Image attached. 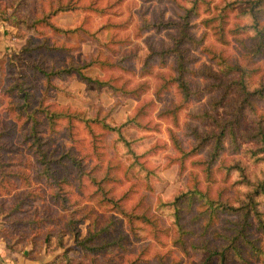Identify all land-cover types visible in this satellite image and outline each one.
<instances>
[{
  "label": "trees",
  "instance_id": "trees-1",
  "mask_svg": "<svg viewBox=\"0 0 264 264\" xmlns=\"http://www.w3.org/2000/svg\"><path fill=\"white\" fill-rule=\"evenodd\" d=\"M122 1L113 0L108 7ZM263 3L264 0H191L189 7L184 8L181 22L140 16L141 21L133 30L134 37L146 30L174 29L176 33L171 37V46L159 51L149 48L137 69L125 64L137 57L138 45L134 44L115 58L91 55L81 64L74 62L55 70L33 63L30 70L44 80L40 95L26 79L10 83L6 90L10 99L8 113L17 120L22 119V126L28 125L25 139L30 140L29 149L34 156L30 181L42 183L49 192L41 210L24 217L21 214L35 201L32 195L36 193L28 191L11 196L7 191L14 201L11 203L8 199V206L0 202V209L3 205L6 207L4 224L0 227V238L6 246L13 249L11 241L23 247L29 245V255L33 257L42 249L47 250L55 239L56 247L62 251L43 264H141L147 261L143 254L148 245L137 250L134 242L140 240L137 231L146 230L150 239L161 247L166 245L164 237L170 239L172 247L189 258L187 264H192V257L197 258L196 264H264V208L261 206L264 197V17L260 15ZM82 7L78 0H49L47 10L41 17H35L31 25L44 23L59 34L71 35L77 28L57 27L49 18L61 11ZM5 10L6 7L0 6V13ZM131 16L120 24L128 23ZM231 17L249 18V22L231 21ZM193 26L202 28L197 39L188 33ZM208 35L213 38L210 43L206 42ZM109 42L128 45L131 38L111 37ZM189 42L196 43L199 54L213 66L204 75L198 57L183 48ZM91 65L131 69L137 82L130 84L125 79L117 84L114 76L105 79L88 76L82 69ZM61 72L107 86L135 100L149 90L152 97L128 113L119 125L111 124L106 116L89 115L86 111L54 110L45 103V94L55 87L52 77ZM202 77L211 79V83L202 85L199 82ZM150 78L155 81L153 85ZM171 89L178 99L164 104L155 117L169 119L173 127L179 126L180 112L190 102L200 101L207 89L220 91L217 100L211 102L212 109L228 110L215 116L206 109L189 112L187 116L193 123H184L191 137L188 145L173 127L167 129L174 151L170 159L178 164L180 171H185L187 165L190 168L183 188L170 201L158 197L152 202L148 193L153 192L150 178L154 171L145 165V153L132 148L133 139L123 135L122 127L133 125L141 130H158L157 123L145 121L143 117ZM39 114L43 115L50 132H57V123L64 120L68 137L72 135L73 120L82 122L92 135L90 154L97 162L85 168L71 149L53 156L52 151L43 147L46 141L37 134L36 126L41 123ZM91 124L104 133L114 134V142L120 141L125 151L114 150L119 156H109L102 164L99 135L92 132ZM10 176L16 177V183H21L22 177L28 179L23 173L13 172ZM85 180L91 188L87 193ZM122 180L129 181L130 185L119 194L115 192L116 183ZM138 188L143 193L133 205L126 206V200ZM74 195H85V201ZM9 217L7 224L5 219ZM82 225L85 233L80 236ZM67 236L71 237L72 246L65 245ZM77 248L78 257L75 256ZM152 258L153 264L181 262L174 258L170 248L155 251Z\"/></svg>",
  "mask_w": 264,
  "mask_h": 264
},
{
  "label": "rangeland",
  "instance_id": "rangeland-1",
  "mask_svg": "<svg viewBox=\"0 0 264 264\" xmlns=\"http://www.w3.org/2000/svg\"><path fill=\"white\" fill-rule=\"evenodd\" d=\"M113 0H78V4L82 8H76L70 11H61L58 14L50 16L53 25L61 28H77L71 35H63L55 32L52 28L44 23L31 25V21L35 17H41L43 11L48 8L49 0H0L1 8L6 7L4 12L0 13V202L4 201V205L8 206L14 199H10L13 195H22L23 192L33 191L34 202L26 206V211L21 216H28L34 210H41L42 206L47 202V194L49 189L42 183L30 181L32 168L34 165V156L29 149V141L25 139L27 135L28 125L22 126V119L17 120L9 111V96L7 95V87L10 83H17L22 79H26L29 85L34 86V91L40 95L43 88V77L35 75L30 69L33 63H40L47 70L60 69L71 63H83L89 56L99 55V58L110 57L115 58L120 51L127 49L134 44L138 45L137 57L132 61H126V65L137 69L143 63L145 56L149 53V48L156 51L172 45V36L175 35L174 29H163L159 32L154 30H146L138 37L132 34L135 26H137L141 17L147 19L171 20L181 22V15L184 14V8L189 7L191 0H123L117 4L108 7ZM143 13V14H142ZM128 23L120 24L128 20ZM264 17L263 11L260 13ZM197 21V20H196ZM193 20V22H196ZM231 21L239 23L249 22V18L231 17ZM116 24V25H115ZM202 28L193 26L188 29V33L197 39L200 37ZM128 36L131 38L130 44H119L109 42V39L123 38ZM213 38L208 35L206 42H212ZM198 45L189 42L183 45L188 52L198 57V65L205 74V70L212 68L204 56L198 51ZM55 47L58 49H55ZM75 64V63H74ZM83 72L88 76L107 78L108 76L117 77L116 83L119 84L125 79L130 80V84L137 82V77L133 76L131 69L121 70L119 68H100L96 65L84 67ZM25 74V75H24ZM35 76H33V75ZM154 84L152 78L149 79ZM52 87L45 96V103L49 104L54 110L68 109L86 111L89 115L106 116L111 124L119 125L128 113L140 105L143 101L152 97L151 90L145 92L138 100L123 95L117 91H112L107 86H99L94 82L83 80L72 73L61 72L52 77ZM211 79L202 77L199 82L202 85L211 83ZM44 89V88H43ZM220 91L205 90L204 96L200 101L190 102L186 109L179 114V126L173 127L167 118H156V112L170 100L178 99V95L173 89L163 95L162 99L153 104L149 108L148 114L143 117L145 121L158 124V130H141L133 125L122 127L123 135L128 139H133L132 148L138 153H145L143 161L145 165L154 171L150 182L153 186V192L148 193V198L152 202L159 197L163 201H170L177 192L183 188L186 181L189 165L186 170H179L178 164L170 159L174 156L171 143L168 138L167 129L173 127L178 136L183 140L185 145L191 142V137L184 123L192 122L187 114L198 110L206 109L212 115H220L227 112L228 109H212L211 102L217 100ZM41 123L36 126L37 134L41 135L44 142L43 147L52 151L53 156H59L66 149H71L76 156L81 158L85 168H89L97 159L90 154L91 137L88 128L79 121L73 120L72 135L68 137L65 134V121L60 120L57 125V132H50L44 123L42 114L38 115ZM202 126V125H201ZM92 132L97 136L100 144V151H103V162L112 155H118L125 150L120 141L114 142L115 135L104 133L98 126L91 124ZM203 129V127H200ZM209 148V146L207 147ZM117 150L118 152H114ZM251 168V167H250ZM253 168V167H252ZM17 172L28 175V179L20 178L21 183H16V177L10 176V173ZM6 174L8 176H6ZM2 177V178H1ZM8 178V179H7ZM2 179V180H1ZM7 179V180H6ZM86 181V180H85ZM130 185L129 181L122 180L116 183V193L121 194ZM4 186V187H3ZM16 189V192L14 190ZM90 187L85 182L84 191H90ZM43 191V193H39ZM11 193V196L7 194ZM149 192V191H148ZM143 190L138 188L136 193L131 194L126 200L125 205H133L140 197ZM37 196V197H35ZM46 196V197H45ZM45 198V199H44ZM74 198L85 201V195H74ZM10 199L8 202L7 200ZM262 199V207L264 208V197ZM0 209V227L4 224L5 206ZM11 217L6 220L8 221ZM82 236L85 233V227H81ZM140 236L138 242H134V246L139 250L140 246L148 245V249L144 252L141 264H153V254L155 251H164L166 248L172 250L175 259H181L180 264H187V257L170 244V239L164 237L165 246L154 243L147 234L146 230H138ZM65 245H73L71 237L64 239ZM10 244L16 248H22L23 245L18 243ZM62 249L56 247L55 239L44 250L47 255V261H50L54 255L60 253ZM71 255H73L71 253ZM80 255L77 248L75 256ZM191 263L196 264L197 258L192 257Z\"/></svg>",
  "mask_w": 264,
  "mask_h": 264
},
{
  "label": "crops",
  "instance_id": "crops-1",
  "mask_svg": "<svg viewBox=\"0 0 264 264\" xmlns=\"http://www.w3.org/2000/svg\"><path fill=\"white\" fill-rule=\"evenodd\" d=\"M29 250V245L22 248L13 247V249H9L0 238V264H43L46 262L47 255L44 249L33 257L29 255Z\"/></svg>",
  "mask_w": 264,
  "mask_h": 264
}]
</instances>
